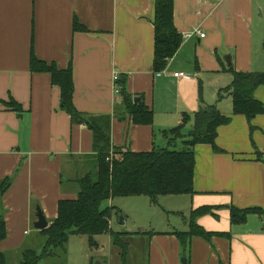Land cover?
I'll return each instance as SVG.
<instances>
[{"label":"crops","instance_id":"0c3cea01","mask_svg":"<svg viewBox=\"0 0 264 264\" xmlns=\"http://www.w3.org/2000/svg\"><path fill=\"white\" fill-rule=\"evenodd\" d=\"M173 7L182 43L156 72L154 0H0V179L11 180L0 200L7 232L1 250L21 245L30 232L40 234L36 206L49 226L58 201L76 197L72 180L95 170L92 132L71 123L49 73L30 69L32 52L58 69L70 67L75 108L110 116L114 147L140 152L179 146L162 132L181 124L183 114L215 106L229 116L217 129L222 151L194 147V193L183 198L185 221L195 208L211 209L196 220L213 232L211 238L193 237L184 249L171 233L149 234L147 264H182V258L186 264H264V213L240 224H232L229 214L230 206L264 212V114L248 123L232 114L229 94L218 98L233 79L228 68L264 71V0H173ZM74 20L88 31H74ZM115 73L137 102L152 109L150 125L133 124L119 105ZM254 97L264 104V85ZM12 100L21 111L9 106Z\"/></svg>","mask_w":264,"mask_h":264},{"label":"trees","instance_id":"16d2710c","mask_svg":"<svg viewBox=\"0 0 264 264\" xmlns=\"http://www.w3.org/2000/svg\"><path fill=\"white\" fill-rule=\"evenodd\" d=\"M173 0H154V55L153 70L158 72L165 68L167 61L177 52L182 43V36L174 25ZM74 31H88L77 20L73 22ZM30 69L34 72H47L53 85L60 89V105L70 116L72 124H85L92 132L93 160L92 170L72 181L77 186L76 197L61 199L57 204L56 217L46 228L40 231L45 243L40 252L25 248L20 252L17 264H41V261L55 255L54 252H66L69 232L86 235L90 244L95 236L110 232L109 220L113 207H102L106 200L117 196H146L153 205L158 204L161 196L191 195L194 193L193 178L195 166L194 147L197 144H209L214 152H220L215 139L219 126L227 124L230 117L218 111L215 106H206L193 112L183 114L182 123L163 131L169 141L180 140L182 149L171 147L155 148L150 151H131L127 147H114L110 136V116H89L79 112L73 104V79L70 67L61 70L53 64L38 60L30 55ZM232 73L231 84L220 90L218 98L229 94L232 114H240L248 123L259 114H264V104L254 97V91L264 85V71ZM122 100L119 104L133 124L150 125L153 111L142 101L133 102V97L125 90V83L118 79ZM14 111H21L20 105L13 100L8 103ZM191 127L184 132L189 124ZM250 129L252 127L250 126ZM111 151V152H110ZM9 178L0 179L1 196L10 187ZM0 201V243L6 238V223L2 215ZM211 212L207 206L193 209L187 220V230L175 231L180 244L187 249L191 238L199 237L209 240L213 232L206 231L196 220ZM260 208L229 207L230 222H246L250 214H263ZM219 234V233H216ZM121 233L112 234L113 244L120 246L124 257L125 244L120 239ZM124 260V258H123ZM0 264H10L6 254L0 249Z\"/></svg>","mask_w":264,"mask_h":264},{"label":"rangeland","instance_id":"374dc122","mask_svg":"<svg viewBox=\"0 0 264 264\" xmlns=\"http://www.w3.org/2000/svg\"><path fill=\"white\" fill-rule=\"evenodd\" d=\"M173 149H182L181 143ZM183 198H187V195L161 196L157 205L151 204L142 195L117 196L106 200L102 207H113L110 216L111 233L95 236L94 246L90 244L88 236L69 232L66 252L57 250L54 256L42 260L41 264H147V235L186 229L183 223H187L185 219L188 210L186 199ZM178 209L180 214H177ZM181 213L185 215L182 216ZM116 232L121 233L120 239L125 244L124 257L120 246L113 244L112 234ZM44 243L45 237L34 231L29 233L21 245L2 251L6 254L8 263L17 264L23 249L33 248L40 252Z\"/></svg>","mask_w":264,"mask_h":264},{"label":"water","instance_id":"95a60500","mask_svg":"<svg viewBox=\"0 0 264 264\" xmlns=\"http://www.w3.org/2000/svg\"><path fill=\"white\" fill-rule=\"evenodd\" d=\"M227 64L228 65L230 64L228 59H227ZM138 100H139V96H136V97L133 98L134 102H137ZM36 218H37V220L34 223V226H35L36 229L42 230V229L47 227V221H46L44 215L42 214V211H41V209H40V207L38 205L36 206ZM181 263L182 264H186V260L183 258L181 260Z\"/></svg>","mask_w":264,"mask_h":264},{"label":"built area","instance_id":"2783aa9c","mask_svg":"<svg viewBox=\"0 0 264 264\" xmlns=\"http://www.w3.org/2000/svg\"><path fill=\"white\" fill-rule=\"evenodd\" d=\"M194 33H198L200 35V37H203L204 36V33H202L200 30H194ZM162 72V71H161ZM160 72V73H161ZM174 76H183L182 73H175ZM118 79H119V76L117 73L113 74L112 76V80L114 82V93L115 94H119L120 93V86L118 84ZM111 152V151H110Z\"/></svg>","mask_w":264,"mask_h":264}]
</instances>
